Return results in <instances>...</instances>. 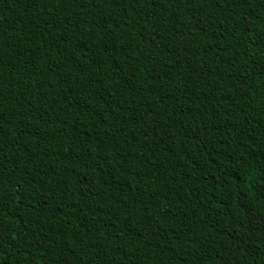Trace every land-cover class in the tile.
<instances>
[{
	"label": "trees",
	"instance_id": "1",
	"mask_svg": "<svg viewBox=\"0 0 264 264\" xmlns=\"http://www.w3.org/2000/svg\"><path fill=\"white\" fill-rule=\"evenodd\" d=\"M0 264H264V0H0Z\"/></svg>",
	"mask_w": 264,
	"mask_h": 264
}]
</instances>
